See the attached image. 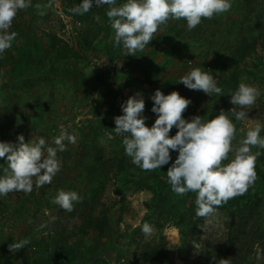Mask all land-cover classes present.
<instances>
[{
  "label": "rangeland",
  "instance_id": "374dc122",
  "mask_svg": "<svg viewBox=\"0 0 264 264\" xmlns=\"http://www.w3.org/2000/svg\"><path fill=\"white\" fill-rule=\"evenodd\" d=\"M257 1L264 6V0ZM47 3L49 1L43 5ZM231 3L233 6L232 0ZM43 5L40 9L32 5L17 14L10 31H15L18 35L12 43V47L5 52L16 50L18 55L16 65H18L19 58L25 60L27 52L32 49L31 40L33 37L30 28L31 30L35 28L34 30L39 33L49 32L56 35L59 40L75 50L76 59L67 66L63 65L68 70L64 74L57 76L45 74L39 76L38 80L26 79L14 88L11 101L13 104H20L15 107L17 112L32 114L31 104L41 105L45 110L40 126L35 124L36 127L40 128L33 130L35 132L28 135H23L25 142L43 137L45 140L48 139L46 142L49 146L55 137L66 132L75 137V143L64 141L66 149H79L84 132L88 131L87 126H89L90 121L96 122L97 115L110 119L116 117L105 115L112 114L108 106L101 109L100 112L94 108L104 101L112 99L119 90L122 91L126 100L137 93L141 94L145 101L143 116L146 117L145 123L150 126L154 124L157 118L151 110L154 104L151 97L157 89L165 95L173 91L178 92L182 97L189 99L192 104L194 103L197 106L196 110L200 112L201 107L197 99H200L201 102L205 101L200 91L190 90L180 83L179 80L184 75H172V66L169 67L170 71L164 72L163 68L166 62L173 61L169 43L161 40L154 50L150 51L145 47L142 52L137 51L135 56L126 55V50L122 45L114 46V31L109 20L99 12V8L94 7L88 13L78 15L68 13L62 0H52L51 8H44ZM71 7H74L73 3H71ZM108 10L109 7L106 8V11ZM27 11L31 12L33 17ZM40 12L44 14L41 15ZM96 17H99V20ZM235 17L234 8L231 7L230 11L214 15L211 23L205 24L206 30L210 34L218 32L212 38L211 45L205 44L206 37L201 33H191L188 36L191 53L184 60L191 63V70L199 67L206 71L205 65L208 61L214 58L217 60L218 49L225 45L223 35H221L223 25L228 20V25H231L234 30ZM175 21L177 20L170 19L166 25L158 28L154 34L157 41L161 34L167 36L166 30ZM202 29L204 31L205 28ZM260 42L262 45L258 52L263 59V64H256L253 61L251 65L256 66L257 70L261 69L263 76L249 81L247 85L258 88L261 94L255 105L250 110L246 109L248 111L247 117L241 121L240 128L246 134L247 130L256 124H261L260 136L264 137V40ZM39 54L40 51H35V56H39ZM101 57L107 59L101 60ZM136 57H139L140 61H137ZM16 65L13 64L12 66V63H9L8 68L15 70L18 68ZM56 66H58L57 62L47 63V66H42V71ZM144 71L152 73L156 80L157 87L153 91L145 88V86H143L144 88L136 87L137 76H140ZM102 75L103 77H101ZM4 108L5 104L0 103V118L6 116ZM194 116L199 115L191 109L183 118L190 121ZM177 131L178 129H176ZM23 132L21 130L19 135H22ZM112 140L113 137L109 136L107 139L100 138L98 143L107 151L113 145ZM240 140L241 138L237 137L233 141L234 147L239 146ZM258 152L260 155L257 157L256 165H260L264 172V150L262 153ZM233 155L234 153H230L229 159ZM66 163L69 170L62 169V176L66 178L67 183L84 189L83 184L80 183H83L82 170L81 167L77 166L80 163L76 157L70 155ZM254 185L256 195L253 205L245 213L236 214L228 209L217 208L211 217L200 219L195 234L194 249L186 259L187 261L182 260L179 256L181 226L167 225L164 230H158L151 225L153 231L151 235L146 236L141 229L147 213L145 204L152 194L146 190L128 193L124 196V213L120 217L118 225L113 228V239L104 241L103 251H105V255L103 258L109 260V264H140V260L146 258L144 256L145 246L152 244L162 245L168 253L169 260H173L174 264H219L221 259H229V264H264V177L257 179ZM112 188L110 185L107 186L101 194L102 204L110 205L112 199L122 198V196L114 194ZM17 194L22 196L24 192L9 193V199L5 202L12 203L13 206L16 205ZM6 210L0 211V245L3 242L16 243V239L24 235L27 227L20 224L14 207H8ZM57 212V210L47 211L44 215L41 214L30 222L29 225L35 227L31 232L33 237L27 236L30 243L26 250L30 253H33L32 244L35 237H43L44 240L50 239L47 226L48 223L56 220ZM115 218L118 220V216ZM50 246H52V250L55 249V241H52ZM23 250L24 248H21L15 253L10 252V260H13L10 264H22L20 260H23L21 257ZM26 259L28 264H30V260H34L33 257Z\"/></svg>",
  "mask_w": 264,
  "mask_h": 264
},
{
  "label": "trees",
  "instance_id": "16d2710c",
  "mask_svg": "<svg viewBox=\"0 0 264 264\" xmlns=\"http://www.w3.org/2000/svg\"><path fill=\"white\" fill-rule=\"evenodd\" d=\"M47 1L49 0H31V3L32 5H43ZM232 1L236 16L234 18L235 28L233 30L231 25H228V20L226 21L221 31L225 45L217 51L218 61L214 58V62L211 60L205 65L206 71L216 79L217 86L222 88V95L208 96L200 91L201 96L205 98L204 102L197 99L201 107L200 112L196 110L197 106L194 103H190L182 115L184 116L192 109L200 117L212 119L223 110L237 129L236 138L242 139L245 133L240 128L241 121H237L235 115L230 112L234 107L230 102L231 94L238 89L240 83L247 84L249 81L263 76L262 70H257V67H253L251 62L263 64L258 49L262 45L260 41L264 40V6L257 0ZM81 2L82 0H62L68 13H70L68 9L71 8V3L76 6ZM124 2L125 0H117V5ZM105 7L109 6L103 5L96 8H99L103 17L108 19ZM27 13L33 17L31 12L27 11ZM211 21V19H202V22L190 31L185 20H177L166 30L167 36L161 34L158 41L156 35L153 36V40L146 48L150 51L156 49L161 40L169 43L173 61L166 62L163 68L164 72L170 71L169 67L172 66V75H186L192 67L191 63L184 60L191 53L188 36L191 33H201L206 37L205 44L211 45L212 38L218 34V32L210 34L206 30L205 24L211 23ZM202 28H205L204 31ZM34 29L30 28L33 37L31 40L32 49L27 52L25 60L19 58L18 65H16L18 55L15 49L0 54V103L5 104L4 111L6 112V116L0 118V142L18 144L19 132L23 130L22 135L35 132L33 130L40 128L35 124L40 126L45 115L42 106L35 104L30 105V109L33 110L32 114L17 112L15 107L20 104H13L11 101L14 88L26 79L38 80L39 76L45 74L52 76L64 74L68 70L63 65L67 66L76 59L75 50L59 40L56 35L49 32L39 33ZM35 51H40L39 56H35ZM19 53L21 54V52ZM136 58L137 61H140L139 57ZM51 62H57L58 66L42 71V66H47V63ZM9 63H12V66L15 64L18 68L9 69ZM138 86H145L153 91L156 89L157 83L152 73L144 71L140 76H137L136 87L138 88ZM126 101L122 91L119 90L116 96L109 101H104L94 109L100 112L101 109L108 106L112 114L105 115L118 116L123 114L121 105ZM101 116L97 115L96 122L90 121L87 126L88 131L84 132L79 149L70 150L65 146L64 151L57 152L61 168L50 184L39 188L34 186L32 192L27 195L25 193L22 196L17 194V204L14 206L12 203L5 202L9 199L8 195L0 196V211L3 212L8 207H14L20 224L27 226L24 235L16 239L17 242L27 239L28 235L33 237L31 232L35 227L29 224L36 217L44 215L47 211H58L56 220L48 223L47 226L50 239L44 240L43 237H35L32 244L33 253L26 250V245L21 253L23 260L20 261L22 264H28L26 258L33 257L34 260H30V264H109V260L103 258L105 255L103 244L104 241L113 239V228L118 225L125 210L124 196L128 193L145 190L151 192L152 196L145 204L147 213L143 224L148 223L158 230H164L167 225L181 226L179 256L182 260L187 261L186 259L194 249L195 234L201 217L196 215V193L189 192L186 195L178 196L173 193L171 185L168 183L167 170L174 163L178 152L170 150L172 159L160 169L144 171L134 165L131 158L126 155L122 143L123 136L114 132V119ZM175 134L176 128L173 127L169 135L174 136ZM109 136L113 137V145L106 151L98 141L100 138L107 139ZM46 146H48V142H46ZM49 146L55 147V144L51 143ZM251 150L255 154L258 151L262 153L264 149L256 146ZM69 154L74 155L80 163L77 166L82 170L83 183H80L83 184L84 189L67 183L66 178L62 176V169L69 170L66 163L70 157ZM6 167V158H0V176H3V170ZM255 171V181L264 177L260 165H255ZM109 185L113 187V193L122 196V198L112 199L110 205L102 204L101 194ZM61 189L76 191L81 197L80 201L74 204L72 212H67L52 202L58 190ZM255 195L256 189L253 183L244 194L230 199L218 208L243 214L253 205ZM115 216H118V220ZM52 241H55L53 250L50 246ZM9 244L11 242H3L0 245V264H10L13 261L9 256ZM47 244L49 246H46ZM144 256L146 258L140 260V264H174L173 260H169L168 253L162 245L148 244L145 246Z\"/></svg>",
  "mask_w": 264,
  "mask_h": 264
},
{
  "label": "clouds",
  "instance_id": "9594fccd",
  "mask_svg": "<svg viewBox=\"0 0 264 264\" xmlns=\"http://www.w3.org/2000/svg\"><path fill=\"white\" fill-rule=\"evenodd\" d=\"M109 6L106 15L114 31V46H123L126 55L143 51L153 40L154 34L170 19L185 20L188 30L195 29L202 19H212L230 11L231 0H125L117 5V0H82L79 5L68 9L70 13L83 15L93 6ZM32 6L31 0H0V54L12 47L18 33L10 31L17 14ZM37 9L42 6L35 5ZM52 7V0L43 5ZM43 15V12H40ZM99 20V17H96ZM107 58L101 57V60ZM100 63V61H99ZM190 90L203 91L208 96L222 95V88L216 79L201 68H194L179 80ZM258 88L240 83L231 94L230 112L237 121L247 117L246 109H251L260 96ZM154 101L152 112L156 114L154 124L148 127L143 116L145 101L137 93L121 105L122 115L114 117V132L123 136L125 153L132 163L144 171H153L167 165L172 159L170 150L178 152L174 163L167 170L168 183L178 196L196 193V215L209 218L218 207L230 199L244 194L256 179L255 165L259 152L253 154L252 147L264 149V137L260 136L262 125L256 124L247 130L245 136L234 147L237 129L221 110L212 119L194 116L190 121L183 118L191 101L173 91L168 95L157 89L151 97ZM239 109V110H237ZM178 129L174 136L170 132ZM75 143V137L62 132L55 137V147L46 146V140L25 142L18 136V144L0 142V158H6L7 167L0 176V196L14 191L30 194L33 187H43L52 182L60 171L61 163L57 152L65 150L64 141ZM234 153L229 159V154ZM228 161L227 163H224ZM81 197L76 191L58 190L53 203L63 210L72 212L74 204ZM141 231L151 235L153 228L148 223ZM30 243L24 239L8 245L15 253ZM219 264H229V259L219 260Z\"/></svg>",
  "mask_w": 264,
  "mask_h": 264
}]
</instances>
